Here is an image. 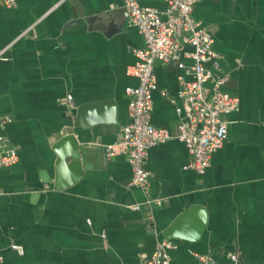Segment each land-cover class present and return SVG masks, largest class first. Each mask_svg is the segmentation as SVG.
<instances>
[{
	"label": "crops",
	"instance_id": "0c3cea01",
	"mask_svg": "<svg viewBox=\"0 0 264 264\" xmlns=\"http://www.w3.org/2000/svg\"><path fill=\"white\" fill-rule=\"evenodd\" d=\"M163 10L165 0H140ZM193 15L212 32L221 55L222 88L240 98L224 114L228 133L202 174L176 138L156 144L145 161L147 189L130 183L131 166L104 148L130 120L126 74L143 36L123 0H17L0 5V114L19 160L0 168V264H145L163 230L194 203L208 210L199 239L167 238L172 264H197L211 253L219 264H264V0H197ZM184 46L182 62L191 64ZM151 122L176 131L187 100L178 95L186 68L154 64ZM72 96L74 107L66 104ZM113 100L75 125L79 106ZM75 133L83 174L55 189L54 142ZM51 188L44 190V184ZM157 200L145 203L146 198ZM140 204V208L132 206ZM196 220L185 225L187 233ZM16 242L24 252L11 248Z\"/></svg>",
	"mask_w": 264,
	"mask_h": 264
},
{
	"label": "built area",
	"instance_id": "2783aa9c",
	"mask_svg": "<svg viewBox=\"0 0 264 264\" xmlns=\"http://www.w3.org/2000/svg\"><path fill=\"white\" fill-rule=\"evenodd\" d=\"M130 21L143 36V46L134 50L135 61L127 67L126 74L136 79V83L126 87L128 94V112L130 120L120 131L116 141L105 146L107 158L123 155L131 166L132 185L147 189L149 172L145 161L148 150L156 144L176 138L183 142L190 155L186 168L202 174L210 165L213 152L222 146L228 133V124L223 118L236 110L240 98L222 88L226 76L215 73L219 67L221 55L213 48L212 32L193 15L197 0H165L166 7L160 10L141 4L140 0H123ZM1 6L14 7L17 0H0ZM192 47L186 53L191 64L185 66L181 61L184 46ZM3 50H0V55ZM156 61H176L178 66L186 68L188 79L180 78L178 95L187 100L185 117L177 124L175 132L157 127L151 122L152 92L156 88L154 64ZM71 110L74 102L71 95L66 98ZM11 120L0 114V168L15 164L19 155L11 146L2 127ZM44 190L51 188L44 184ZM157 202L147 197L145 203ZM140 208V204L132 206ZM175 244L165 238L159 240L153 254L145 264H172L170 249ZM11 248L18 253L24 252L21 244L13 242ZM197 264H219L211 253H197ZM234 264H240L237 253L230 254Z\"/></svg>",
	"mask_w": 264,
	"mask_h": 264
},
{
	"label": "water",
	"instance_id": "95a60500",
	"mask_svg": "<svg viewBox=\"0 0 264 264\" xmlns=\"http://www.w3.org/2000/svg\"><path fill=\"white\" fill-rule=\"evenodd\" d=\"M128 13L127 8L125 7ZM106 105L115 111L113 100H104L79 106L74 126L83 125L84 116L89 110ZM53 149L57 153L56 175L54 181L55 189H64L80 179L83 174L80 143L73 132H67L59 136L54 142ZM196 220V226L191 233H187L185 225ZM208 221V210L201 203H194L180 211L173 221L164 228L163 235L166 238L180 237L186 239H199Z\"/></svg>",
	"mask_w": 264,
	"mask_h": 264
}]
</instances>
